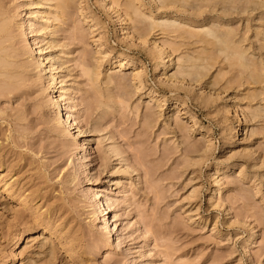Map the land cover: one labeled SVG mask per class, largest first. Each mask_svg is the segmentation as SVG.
<instances>
[{"label": "rangeland", "instance_id": "374dc122", "mask_svg": "<svg viewBox=\"0 0 264 264\" xmlns=\"http://www.w3.org/2000/svg\"><path fill=\"white\" fill-rule=\"evenodd\" d=\"M160 1L0 0V264H264V6Z\"/></svg>", "mask_w": 264, "mask_h": 264}, {"label": "bare ground", "instance_id": "6f19581e", "mask_svg": "<svg viewBox=\"0 0 264 264\" xmlns=\"http://www.w3.org/2000/svg\"><path fill=\"white\" fill-rule=\"evenodd\" d=\"M161 1L163 2V5H164V4H165V5H166V4L168 5V3H169V4H171V3H172V4H175V3L177 4L178 1H179V2L182 1V3L184 4L183 1H185V0H166V2L163 1V0H161ZM161 1H160V3H161ZM193 1H194V3H189V2H192V1H191V0H190V1L188 0V1H187V0H186V2H188V3H186V2H185V3H186V5H188V7L190 8V7H191V4L194 5L195 2H196V1H199V0H196V1L193 0ZM200 1H201V2H200ZM200 1H199V3H198L199 5L197 4L198 6H197V5H196V6H197V8L199 7V8L201 9V8L203 7L202 9H204V7H205L204 5H206V4H208V5H209V4H213V2H211V1H214V0H210V1L207 0L208 2H207V1H203V0H200ZM202 1H203V4H204L203 6H202ZM217 1H219V0H215V1H214V4H216V8H218L217 6H219V5H220V6H223L222 11L225 13V11L228 10V8H227L226 6L224 7V5H227L228 3L221 5V3H222V2H221L219 5H217V4L219 3V2L217 3ZM220 1H222V0H220ZM227 1H229V4L231 3L232 7H230V8H231V10H232V8H233V11H234V10L236 11V9H234L235 6L233 7V4H234L233 1H235V3L237 2L238 5H239V4H240V5L243 4V5H244V6H243L244 8H243L242 6H240V9L243 8V9H241V10H242V11H245V12H246V11H249V10H250L251 12H253V11L259 10L260 8L263 9V6H264V0H231L232 2H230V0H225V2H227ZM205 2H206V3H205ZM209 2H211V3H209ZM180 3H181V2H180ZM200 3H201V4H200ZM223 3H224V1H223ZM232 3H233V4H232ZM172 4H171V5H172ZM189 4H190V5H189ZM214 4H213V6H214ZM229 4H228V6H231V5H229ZM237 4H236V5H237ZM160 5L162 6V3H161ZM165 5H164V6H165ZM178 5H179V3H178ZM186 5H184V6H186ZM238 5H237V6H238ZM173 6H174V5H173ZM175 6H176V5H175ZM181 6L183 7V5H180V8H182ZM196 6H195V7L192 6V7H193L194 9H196ZM200 6H201V7H200ZM209 6H210V5H209ZM176 7H178V6H176ZM192 7H191L190 11L193 10ZM221 8H222V7H221ZM236 8H239V7H236ZM202 9H201V10H202ZM205 9H207V6H206ZM210 9H211V8H210ZM212 9H214V7H212ZM198 10H199V9H198ZM198 10H197V11H198ZM207 10H208V9H207ZM207 10H206V11H207ZM215 10H216V9H215ZM217 10H219V9H217ZM231 10H230V11H231ZM238 10H239V9H238ZM187 11H188V10H187ZM197 11H196V13H197ZM222 11H221V12H222ZM233 11H232V12H233ZM242 11H241V12H242ZM201 12H202V11H201ZM245 12H244V13H245ZM261 12H262V11H261ZM138 13H140V12H138ZM198 13H199V11H198ZM210 13H211V12H210ZM214 13H215V11H214ZM259 13H260V12H259ZM136 14H137V13H136ZM208 15H209V14H208ZM210 15H211V14H210ZM212 15H213V14H212ZM215 15H216V14H215ZM262 16H263V15H262ZM230 17H231V16H230ZM220 18H221V17H220ZM129 19H130V18H129ZM207 19H208V18H207ZM163 20H164V19H163ZM169 20H170V21H169ZM173 20H174V19H173ZM175 20H176V19H175ZM175 20H174V21H175ZM263 20H264V19H263ZM168 21L171 22V19L168 18V19H167V22H168ZM176 21H177V20H176ZM202 21H203V20H202ZM208 21H209V20H208ZM213 21H214V20H213ZM164 22H165V20H164ZM177 22H178V21H177ZM180 22H181V21H180ZM171 24H172V23H171ZM1 25H2V24H1ZM3 25H4V24H3ZM3 25H2V26H3ZM159 25H160V24H159ZM203 25H204L205 27H207V29H206L205 32H204V31H203V30H204L203 27H201L202 29H200V30H202V33H203V32L206 33V34H207V35H206L207 37H208V36H209V37L211 36V39L213 38L214 41H217V42L219 43V44H218V43H217V44H218V46H220L221 48L219 47V48H217V49L222 50V51L224 50L223 52L221 51L222 53H224V52L226 53V50H227V52H228L230 49H233V50H230V51H234L235 47L233 46L234 44L231 45V44H232V39L230 38V36L232 37V36H233L234 34H236V33L233 34V32L230 31L232 28H231V29H228V26H229V25H228V26L226 25L227 27L224 26V27H225L224 29H223V27H220V26H221V23L219 24L220 26H218V23H216V25H215L214 22H212V21H209V22H207V23H205V24H203ZM2 26H1V28H2ZM166 26H167V25H166ZM216 27H217V28L219 27V29H217ZM1 28H0V31H1ZM220 28H222V29H220ZM226 28H227V29H226ZM225 29H226V31H224ZM227 30H229L230 32L227 31ZM3 31H4V30H3ZM233 31H234V30H233ZM227 32H229V33H227ZM200 33H201V32H200ZM204 33L202 34L203 36H204ZM230 33H231V35H230ZM198 34H199V33H198ZM197 36H198V35H197ZM206 36H204V37H206ZM236 36H237V35H236ZM233 37H234V36H233ZM233 37H232V38H233ZM235 38L238 39V37H235ZM233 40H234V39H233ZM211 41H212V40H211ZM234 41H236V39H235ZM240 41H242V40H238L237 42H240ZM207 42H208V40H207ZM209 42H210V41H209ZM237 42H236V43H237ZM210 43H211V42H210ZM212 43H214V42H212ZM233 43H235V42H233ZM241 43H242V42H241ZM237 44H238V43H237ZM237 44H236V49L238 48V45H241V44H238V45H237ZM213 46H214V45H213ZM241 46H242V45H241ZM244 47H245V46H244ZM239 48H240V47H239ZM239 48H238V49H239ZM236 49H235V51H234L235 53L232 52V53H233L232 56H235V55L237 56V57L235 56V57L237 58V59H236V58H235V59H236V61L238 60V61H237L238 63L240 62V64H239V65H241L240 67L243 66L244 68H248V67H246V66H248V65H246V64H248V62H247V63L245 62V61L247 60V58L245 59V57H244V54H245L246 49H244L245 51L243 50L244 52H243L242 50H241V52L238 51L239 53H236V52H237ZM240 49H242V47H241ZM240 49H239V50H240ZM230 51H229V52H230ZM229 52H228V54H229ZM246 53H247V52H246ZM226 54H227V53H226ZM228 54H227V56H228ZM230 55H231V53H230ZM245 55H246V54H245ZM246 56H248V55H246ZM228 57H229V56H228ZM201 59H202V58H201ZM205 59H206V58H205ZM205 59H202L200 62L202 63V61L205 60ZM227 59H229V58H227ZM231 59H233V58H231ZM244 59H245V60H244ZM189 60H190V59H189ZM199 60H200V59H199ZM191 61H192V60H191ZM236 61H235V63H236ZM1 62H2V61H0V65H1ZM3 62H4V61H3ZM203 62H204V61H203ZM238 63H237V64H238ZM3 64H4V63H3ZM196 64H197V63H196ZM203 64H204V63H203ZM207 65H208V64H207ZM239 65H238V66H239ZM249 65H250V64H249ZM194 66H195V65H194ZM198 66H199V65H197V70L200 69V68L198 69ZM250 66H251V65H250ZM252 66H253V65H252ZM204 67H205V66H204ZM191 68H192V67H191ZM191 68H190V69H191ZM193 68H195V67H193ZM249 68H250V67H249ZM256 68H257V67H256ZM166 69H168V66L166 67ZM185 70H186V69H185ZM195 70H196V69H195ZM200 70H201V69H200ZM247 70H248V69H247ZM187 71H188V70H187ZM187 71H186V73L189 74V72H187ZM250 71H251V73H252V70H250ZM255 71H257V70H255ZM253 72H254V71H253ZM192 73H193V72H192ZM260 73H261V72H260ZM188 74H187V75H188ZM197 74H199V73L197 72ZM201 74H202V73H201ZM201 74H200V75H201ZM254 74H255V73H254ZM261 74H262V73H261ZM200 75H199V76H200ZM256 75H257V74H256ZM188 76H189V75H188ZM193 76L195 77V73H194ZM193 76H192V77H193ZM199 76H197V78H199ZM258 76H260V74H259ZM201 77H202V76H201ZM51 79H52L53 81H56V80H57V78H56V74H52V75H51ZM196 80H197V79H196ZM58 91H61V90H58ZM60 94H61V93H60ZM60 98H61V95H59L54 101L56 102L57 107L62 109V105L60 104V100H59ZM63 115H64V114H63ZM65 116L67 117V124H68L69 126H73V124L71 123V122H72V121H71V117H72V116L69 115V114H67V113H65L64 117H65ZM98 194H99L100 199H101V197H103V192H99ZM106 219H107V221H108V224L110 225V222H111L110 218L108 217V218H106ZM21 239H22V234L19 235L17 242L19 243V242L21 241Z\"/></svg>", "mask_w": 264, "mask_h": 264}]
</instances>
